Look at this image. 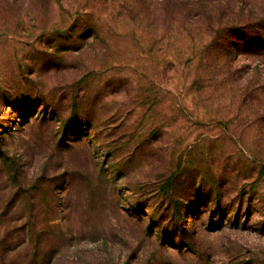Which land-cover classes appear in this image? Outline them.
<instances>
[{
  "label": "rangeland",
  "instance_id": "1",
  "mask_svg": "<svg viewBox=\"0 0 264 264\" xmlns=\"http://www.w3.org/2000/svg\"><path fill=\"white\" fill-rule=\"evenodd\" d=\"M0 264H264V0H0Z\"/></svg>",
  "mask_w": 264,
  "mask_h": 264
}]
</instances>
